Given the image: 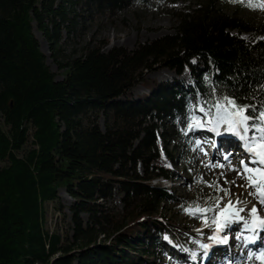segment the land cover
I'll return each mask as SVG.
<instances>
[{
  "label": "trees",
  "instance_id": "1",
  "mask_svg": "<svg viewBox=\"0 0 264 264\" xmlns=\"http://www.w3.org/2000/svg\"><path fill=\"white\" fill-rule=\"evenodd\" d=\"M130 2L0 0V264H159L163 233L185 244L196 238L157 216L158 203L173 199L160 181L170 170L156 164L172 155L167 148L163 155L157 141L174 144L181 135L189 97L205 101L213 89L216 95L223 90L259 107L264 37L230 33L251 26L217 0H202L189 12H177L173 33L131 50L86 43L79 54L61 60L62 29L67 35L83 32L92 11L114 13ZM33 22L64 70L59 79L45 61ZM257 29L264 33V22ZM159 62L178 73L188 66L192 83L152 80L146 83L149 94L131 97L143 70ZM198 62L204 69L195 68ZM100 113L104 129L96 119ZM113 181L125 193L121 213L98 200L111 195ZM60 185L74 198L72 253L61 234L43 223V204L57 197ZM82 211L88 213L85 223ZM99 233L105 239L98 240Z\"/></svg>",
  "mask_w": 264,
  "mask_h": 264
},
{
  "label": "rangeland",
  "instance_id": "2",
  "mask_svg": "<svg viewBox=\"0 0 264 264\" xmlns=\"http://www.w3.org/2000/svg\"><path fill=\"white\" fill-rule=\"evenodd\" d=\"M201 1L202 0H164L160 3L155 1L145 3L140 0H131L128 5L114 13L92 11L90 17L84 20L85 27L83 32L77 30L67 35L65 30H61V52L64 57H62V59L60 57V59L67 60V57L79 54L86 43H89L91 46L101 45L104 51L112 47H121L126 50H131L139 43L149 41L166 33H173L178 23L177 12H189L193 8L199 6ZM250 2L260 4L264 3V0H250ZM217 5L223 11L229 14H236L243 20H247L248 24L251 26V29L245 31H238L237 28H229L228 30L230 33L238 34L245 39L264 37V33L257 29L261 22H264V8L249 7L246 3L242 2V0H217ZM33 31L38 40L39 47L45 55L46 63L54 72L55 77L57 79L61 78L64 75V70L63 68L57 67V62L53 60L51 56L47 40L36 28L34 22ZM195 65L197 69H204L203 63L198 62ZM152 80L156 82H180L184 85L191 84L192 73L188 66L184 67L183 70L178 73L175 69L169 68L163 63H151L150 67L143 70L141 77L129 90V95L131 97H137L145 93L149 94L146 83ZM127 95L126 93L120 96L119 99L127 97ZM203 103L204 100L202 99L193 96L189 97V101L185 104V107L189 110V115L186 119V123H184L181 128V135H178L174 144L171 143V140L168 145L167 141H157L158 148L162 154L167 148V151L172 155V159L168 160L162 156L160 160L156 162V164L162 166L164 169L169 168L170 177L166 180L160 177L155 179L154 182L157 183L161 179L160 181L163 182L166 190L173 195V199H164L158 203L157 216L159 218L163 216L164 219L172 220L178 226L177 228L184 230V232L192 230L196 234V238L190 240L188 243L191 246L189 247V252H185L182 247L183 242L178 240L175 235L173 236L170 232L163 233L162 247L159 251V264L189 263L188 257L190 253L192 254L193 251L191 250H193V247H198L201 240L210 237L212 228L205 225L204 219L190 216L184 211L190 203H199L201 206H207L205 201L208 197L223 196L222 192L215 191V187H208L205 182L212 183L214 186L218 182L221 187L229 189L234 194L232 199L239 194L236 190V184L246 185L248 183L245 178L237 182V176H239V172L242 168L241 161L243 160L245 163H248L246 157L237 154L234 162L230 161V167L226 168V163L224 165L225 154L221 156L223 160L219 157L213 158L212 155L208 153L209 143L204 146L202 145L203 140L201 138L194 137L193 140L194 134L191 133L192 136L189 135L186 125L191 122L193 115L203 116L202 113L197 111L198 106ZM96 119L100 127L104 129V115L100 113ZM196 141H200L199 150L197 149ZM24 148L19 150V153H22ZM2 163L3 162L0 161V164ZM212 165H223V167H212ZM255 167L256 166H253V168ZM136 169L138 174H142L144 166L138 163ZM233 169H235L234 172ZM150 171L151 163L148 165V172ZM225 179H227V181H235L236 184L225 183ZM241 188L246 191L250 190L254 192V189L251 187ZM57 191V197L55 199L47 200L43 204L44 228L48 232H59L61 234V244L69 245L71 249H68L67 253H72L74 250H77V245L74 243L71 210L74 198L64 185L58 186ZM246 191L243 192V195H245ZM124 195V190L120 188L119 183L113 181L111 195H108L105 199L99 197L98 200L103 203L104 208L113 209L121 213L124 208ZM227 200L228 198L225 197L224 203H227ZM241 201L246 202L245 205H243L245 208V212L243 213L247 216L251 215L247 213H250V209L253 206L256 207L255 203L249 201L248 195ZM209 203H211V201H209ZM209 215L211 216L212 214L209 213ZM80 216L85 223L88 218V213L82 211ZM220 218H222V215L218 217V220ZM209 223H211L210 220ZM199 234H203V238L197 237ZM103 236V234L99 233L97 239H105ZM171 243H174L180 248H169ZM59 254H62V252L56 253L55 256ZM144 258L146 257L144 256ZM73 263H75V260ZM211 263L214 264L213 261ZM246 264L249 263L247 262Z\"/></svg>",
  "mask_w": 264,
  "mask_h": 264
},
{
  "label": "snow or ice",
  "instance_id": "3",
  "mask_svg": "<svg viewBox=\"0 0 264 264\" xmlns=\"http://www.w3.org/2000/svg\"><path fill=\"white\" fill-rule=\"evenodd\" d=\"M242 2L249 7L264 8V3L254 4L250 0H242ZM261 87L264 88V85ZM246 100V97H239L235 94L226 95L223 90L219 95H216L215 89H213L211 98L205 100L197 108V111L202 113L203 116L193 115L191 122L186 127L187 131L194 132L206 129L219 136L221 135L220 128L223 126L226 133L243 141V148L249 154V162L241 161L242 168L239 175L245 178L248 183L236 186L252 187L254 192L250 193V195H255L259 203L264 205V100L261 101L259 107L254 103H247ZM196 144L199 147L200 141H196ZM224 159H228V157L225 156ZM249 163L258 165V167H249ZM217 166L223 167V165H212V167ZM205 183L210 188L215 187V191L222 192L223 196L208 197L205 201L207 206H201L199 203H190L184 211L190 216L203 218L205 225L209 228L215 226V234L210 237L214 243L227 244V236H221L220 234L226 229H231L233 224L240 225L242 223L245 228H252L253 230L255 228H264V218L259 216L258 209L255 206L250 209L252 222L249 224L245 217L240 214L245 211L242 205L246 202L239 199V194H237L236 200L233 201L232 196L234 194L229 189L221 187L218 182L215 186L209 182ZM225 183L236 184L235 181H227V179H225ZM225 197L228 198L227 203L224 204V207H221ZM227 209H231V211L228 212L221 225L218 223V217L224 214ZM259 211H264V209ZM209 213L212 215L209 216ZM209 220L211 223H209ZM236 238L240 239L239 236ZM200 247L205 250L203 256L200 257L201 261H203L208 258V250L212 245L204 243ZM191 256L192 259L197 258L195 252ZM253 256L264 260V250L259 252L258 257L255 254Z\"/></svg>",
  "mask_w": 264,
  "mask_h": 264
},
{
  "label": "bare ground",
  "instance_id": "4",
  "mask_svg": "<svg viewBox=\"0 0 264 264\" xmlns=\"http://www.w3.org/2000/svg\"><path fill=\"white\" fill-rule=\"evenodd\" d=\"M205 132H206V129L205 130H197V131H194V132L193 131H189V135L192 136L191 133L194 134L193 135V140H194V137L201 138L203 140L202 145L205 144V143H209L211 146L214 145V147H212L213 151H210V154L212 155L213 158L214 157L215 158L216 157H220L221 158V156L223 154L227 155L228 159H224V165L226 163V165H225L226 168L230 167L229 166L230 161L234 162V159L237 157L236 156L237 152L243 153L242 146H241L242 145V141L239 140V138L231 136L230 134L226 133L225 132V128L223 126L220 128L221 135H219V136L214 134L213 132H211L210 134L204 135ZM198 148L199 147H197V149ZM231 167H233V166H231ZM233 172H234V170H233ZM242 180H243V178L241 177V175L237 176V182L242 181ZM236 190L239 193V199L240 200H244L245 197L248 195L249 201L251 203L252 202L255 203L258 211L261 210V209H264V205H261L259 203L258 198L255 195H250V193L253 192V191H250V190L246 191L245 189H242L241 187H237ZM245 191H246V193H245V195H243V192H245ZM236 198H237V196L233 197L232 200L235 201ZM224 204H226V203H224ZM224 204H222L221 207H224ZM230 211H231V209H227L225 211V213L222 214V218H220L218 220L219 224H221V225L223 224V221H224L225 217L227 216L228 212H230ZM240 214L242 216H244L245 219L248 221V217L249 216H247L245 213H240ZM247 214L249 215L251 213H247ZM241 225H242V223L240 225L233 224L231 229H226L224 232H222L220 234L221 236H227V238H228V243L227 244L214 243L210 239V237L215 234V226H213L212 229H211L212 232H211L210 237L206 241H200L199 242V245L197 247L199 250L196 253L197 254V258L196 259H192L191 253L189 254V257H188L189 263L190 264H212L211 262L213 261L214 264H220V263L221 264H225V260H224L225 257H230L231 256L232 264H245L244 263V258H242V256L238 255V253H236L234 251L235 246H234V243H233L235 236H237L236 232L239 230ZM204 243L210 244V245H212V247L208 250V258H205L203 261H201L200 257L203 256L205 250L202 249L200 247V245L204 244ZM182 244H183L182 247L184 248L185 243H182ZM169 248L177 249V248H180V247H178L174 243H171ZM178 250H181V249H178ZM185 252H186V250H185ZM247 262L249 264H260L255 259H249V261H247ZM189 263H187V264H189Z\"/></svg>",
  "mask_w": 264,
  "mask_h": 264
}]
</instances>
